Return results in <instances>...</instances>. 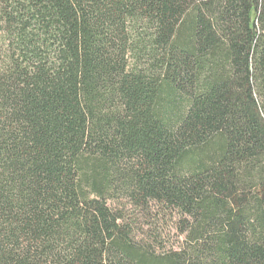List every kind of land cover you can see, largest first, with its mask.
I'll return each mask as SVG.
<instances>
[{
    "label": "trees",
    "instance_id": "obj_1",
    "mask_svg": "<svg viewBox=\"0 0 264 264\" xmlns=\"http://www.w3.org/2000/svg\"><path fill=\"white\" fill-rule=\"evenodd\" d=\"M0 264H264V0H0Z\"/></svg>",
    "mask_w": 264,
    "mask_h": 264
},
{
    "label": "rangeland",
    "instance_id": "obj_2",
    "mask_svg": "<svg viewBox=\"0 0 264 264\" xmlns=\"http://www.w3.org/2000/svg\"><path fill=\"white\" fill-rule=\"evenodd\" d=\"M135 234L157 248L158 251L177 250L184 237L179 233L178 218L175 214L161 209H153L150 214L133 209L128 212Z\"/></svg>",
    "mask_w": 264,
    "mask_h": 264
}]
</instances>
